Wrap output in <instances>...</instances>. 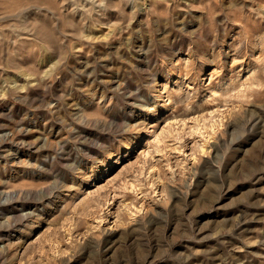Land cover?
<instances>
[{"label":"rangeland","instance_id":"374dc122","mask_svg":"<svg viewBox=\"0 0 264 264\" xmlns=\"http://www.w3.org/2000/svg\"><path fill=\"white\" fill-rule=\"evenodd\" d=\"M0 264H264V0H0Z\"/></svg>","mask_w":264,"mask_h":264}]
</instances>
